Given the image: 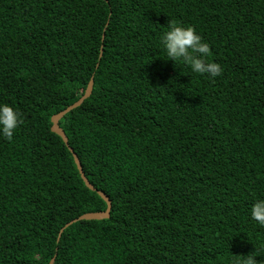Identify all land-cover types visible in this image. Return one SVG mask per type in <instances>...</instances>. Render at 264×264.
Wrapping results in <instances>:
<instances>
[{"label": "trees", "instance_id": "1", "mask_svg": "<svg viewBox=\"0 0 264 264\" xmlns=\"http://www.w3.org/2000/svg\"><path fill=\"white\" fill-rule=\"evenodd\" d=\"M170 20L221 76L166 60ZM92 78L59 126L110 217L58 241L107 210L51 132ZM0 103V264H264V0H0Z\"/></svg>", "mask_w": 264, "mask_h": 264}, {"label": "clouds", "instance_id": "2", "mask_svg": "<svg viewBox=\"0 0 264 264\" xmlns=\"http://www.w3.org/2000/svg\"><path fill=\"white\" fill-rule=\"evenodd\" d=\"M160 45L166 60L183 62L192 73L209 78H216L223 73L222 66L210 59V45L191 25H181L170 20L167 30L160 36ZM22 122L20 113L13 106L0 103V136L11 140ZM249 214L253 221L264 227V198L252 203ZM257 256L256 250L247 256L236 255L232 264H257Z\"/></svg>", "mask_w": 264, "mask_h": 264}, {"label": "water", "instance_id": "3", "mask_svg": "<svg viewBox=\"0 0 264 264\" xmlns=\"http://www.w3.org/2000/svg\"><path fill=\"white\" fill-rule=\"evenodd\" d=\"M102 41H104V35L102 37ZM102 56V50H101V53H100V58ZM92 91H93V78L90 80L87 88H86V91L84 93V95L82 96V98H80L79 101H77L75 104H73L72 106L68 107L66 110H64L63 112L57 114V115H54L52 118H51V123H52V127H51V132L57 136H59L62 141L64 142L65 146L68 148L69 152L72 154L73 156V159H74V162L76 164V167L79 171V174H80V177L85 185V187L90 190L91 192H95L97 193V195L107 204V210L105 212H102V213H95V214H86V215H83L81 216L80 218L66 224L64 226V228L61 229L60 233H59V236H58V241L60 240L61 238V235L62 233L68 229L71 225L77 223V222H81V221H93V220H104V219H109L110 217V211H111V202L110 200L107 198L106 195H104L103 193L97 191L90 183L89 181L86 179L85 175H84V172L82 170V166H81V163L78 159V157L76 156V154L74 153V151L69 147V144H68V139L65 135V133L63 132V130L60 128L59 126V123L60 121L67 115L69 114L71 111L79 108L87 99L90 98L91 94H92ZM54 263V259H52V261L50 262V264H53Z\"/></svg>", "mask_w": 264, "mask_h": 264}]
</instances>
